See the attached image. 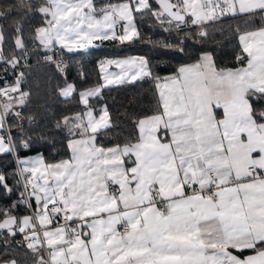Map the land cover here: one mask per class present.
Wrapping results in <instances>:
<instances>
[{
  "label": "snow or ice",
  "instance_id": "obj_1",
  "mask_svg": "<svg viewBox=\"0 0 264 264\" xmlns=\"http://www.w3.org/2000/svg\"><path fill=\"white\" fill-rule=\"evenodd\" d=\"M14 10L42 14L32 39L55 52L57 45L72 51L95 40L139 38L134 14L141 11L162 26L197 25L206 38V23L238 14L264 18V0H159L156 11L149 0L103 7L93 0H44L38 8L19 0L0 10V18ZM14 32L26 60L19 21ZM239 41L236 61L242 66L235 69L218 68L208 52L168 77L155 75L144 57L102 61V68L114 64L122 70L124 78L117 83L155 81L153 114L134 121V138L104 146L97 135L109 129V113L105 107L97 118L89 98L99 96L105 85L79 92L87 110L57 121L72 137L69 157L49 163L42 156L19 160L21 202L35 203V219L14 215L16 205L0 208L5 242L23 233L34 264H264V27L243 32ZM4 43L0 28V62L15 68L20 60L5 55ZM45 59L58 70L67 67L54 55ZM23 77L20 72L15 84L0 88L7 98L0 106V153L17 149L6 120L14 104L24 105L29 95L22 89ZM104 80L114 82L108 76ZM74 92L72 84L62 89L65 97ZM22 147L29 148V140ZM0 187L12 191L3 174ZM44 250L50 261L43 258Z\"/></svg>",
  "mask_w": 264,
  "mask_h": 264
},
{
  "label": "trees",
  "instance_id": "obj_2",
  "mask_svg": "<svg viewBox=\"0 0 264 264\" xmlns=\"http://www.w3.org/2000/svg\"><path fill=\"white\" fill-rule=\"evenodd\" d=\"M123 0H93L97 7H103ZM19 0H0V10L7 5L17 4ZM34 8H38L44 0H29ZM153 11L157 5L149 0ZM134 23L140 32L139 38L122 44L116 48H90L87 50L63 49L68 57L67 67L61 71L45 57L50 51L42 50L38 41H33L34 29L43 22L42 14L29 12L23 14L18 10L8 12L0 18V28L5 35L3 45L5 55L15 54L19 59H25L21 50L14 43V25L21 24L23 39L27 45V65L24 73L22 89L29 93L24 105L14 104L13 112L7 117L6 127L11 125V135L17 149L14 152L16 160L33 154H42L46 163L67 159L70 150L67 147L69 136L67 127H57V121L63 117H72L75 113H83L86 106L79 100V92L83 89L101 84V74L98 62L102 56L113 57L122 55H141L151 66L153 73L160 77L174 74L182 64L196 62L200 55L209 52L213 55L218 68H235L240 64L236 56L241 52L239 35L245 31L259 29L264 26V18L259 14L249 18L247 14L229 17L221 22L211 23L204 27L208 31L206 38L199 36V27L189 24L177 29L174 26L161 25L147 11L134 14ZM237 28L240 32H237ZM111 46L116 41L107 42ZM173 45L164 48L162 44ZM179 47L184 51L180 52ZM73 84L76 88L69 97H62L60 89ZM16 96V93L14 94ZM105 104L109 113L110 127L97 135V143L112 146L123 143L126 139L137 135L135 120L153 114L157 105V89L155 81L144 77L135 81L114 84L103 87L99 96L89 101L96 113ZM15 112L21 115L16 117ZM29 140L30 147L25 149L22 142ZM0 169L6 178L11 192L0 187V208L11 207L13 214L21 218L28 214V208L21 202V187L17 183V169L13 154L0 153ZM3 231V230H0ZM6 234V233H5ZM19 233L15 237L8 236L7 242L0 240V264L6 260H16L17 264H34V254L27 246L18 245ZM44 251H42L43 255ZM249 254L247 251L245 255Z\"/></svg>",
  "mask_w": 264,
  "mask_h": 264
},
{
  "label": "built area",
  "instance_id": "obj_3",
  "mask_svg": "<svg viewBox=\"0 0 264 264\" xmlns=\"http://www.w3.org/2000/svg\"><path fill=\"white\" fill-rule=\"evenodd\" d=\"M229 17H233V16H228V17H225V18H221L218 21L209 22V23H206L205 25L211 24V23H216V22H221V21H223V20H225V19H227ZM195 26L196 27H199L197 25H195ZM120 28H121V25L120 24H117L116 29H120ZM49 55H54V57L57 60H61L62 59L66 63V65L69 62L67 55L64 53L63 49L60 46H56L55 52H52L51 51L50 54H48L47 56H49ZM19 60H20V64L17 65L15 68L12 67L9 64H5L3 62H0V88L8 87V86H11V85L15 84L19 73L27 65V62H26L25 59H19ZM105 60H107V57L102 56L100 58L99 62H98V66L101 67V62L102 61H105ZM5 69H7V70L5 71ZM6 100H7L6 97L0 96V106H2V104ZM12 154H13L14 164H15L16 169H17V176H18V180H19L20 187H21V193H22V192H25L23 178H22V176H21V174H20V172L18 170L17 160L15 158L14 152H12ZM0 174H2L1 173V169H0ZM25 195H27V193H25ZM27 208H28V211H29L31 217L34 218V212H33V208H32V203H31V207H27ZM61 223H63L62 220H61ZM53 225L55 226V223H53ZM120 230L122 231V228ZM37 231L40 232V229L38 228V226H37ZM3 239L4 238L2 236H0V240H3ZM17 244L18 245L26 246V242H25L24 234L23 233H19V239L17 240ZM46 254L47 253L44 250L43 258L47 260V255Z\"/></svg>",
  "mask_w": 264,
  "mask_h": 264
},
{
  "label": "crops",
  "instance_id": "obj_4",
  "mask_svg": "<svg viewBox=\"0 0 264 264\" xmlns=\"http://www.w3.org/2000/svg\"><path fill=\"white\" fill-rule=\"evenodd\" d=\"M124 1V0H123ZM117 2H115V3H113V4H116ZM238 15H243V14H238ZM237 15V16H238ZM120 25H121V27H122V25H123V23H122V21L119 23ZM208 25V24H207ZM205 26V25H204ZM264 27V26H263ZM116 30H118V31H121V28L120 29H116ZM255 30H258V29H255ZM255 30H249V31H255ZM242 34V33H241ZM135 39V38H134ZM133 39V40H134ZM96 41V42H95ZM95 41H93V44L92 45H90L89 47H87L88 49H90V48H107V47H114V48H116V47H118V46H120V45H122V44H125V43H127V42H130V41H124L123 43H121L120 41H118V40H115L116 41V43H113L111 46H108L107 44V41H101V40H95ZM97 42H100V43H97ZM240 42V41H239ZM241 44V43H240ZM241 47H242V45H241ZM51 52V51H50ZM209 53V52H208ZM204 53H202L201 55H203ZM200 55V56H201ZM245 56H246V54H245ZM105 57H107V56H105ZM130 57H136V58H139V57H143V56H141V55H122V56H113V57H107V60H123V59H127V58H130ZM145 58V57H144ZM194 63V62H193ZM242 65H239V66H237V67H235V68H238V67H241ZM99 67V66H98ZM235 68H232V69H235ZM99 71H100V74H101V84L100 85H105V86H110V85H114V84H120V83H117V82H115V81H117V80H119V79H123L124 78V76L121 74L122 73V70L120 69V68H118V67H116L114 64L113 65H106L105 67H99ZM113 74H120V75H113ZM105 76H108V79H110V80H113L114 82L113 83H111V84H107L106 82H105V80H104V77ZM144 78V77H143ZM138 79H141V78H138ZM128 81H131V80H128ZM69 84H71V83H69ZM68 85V84H67ZM67 85H65V86H63L59 91H60V94H61V96L62 97H64V98H66L65 96H63L62 95V89H64L65 87H67ZM73 85V84H72ZM95 86H97V85H95ZM95 86H93V87H95ZM104 86V87H105ZM91 88V87H90ZM102 89H103V87L101 88V91H102ZM85 89H83V90H81V91H84ZM80 91V92H81ZM101 93V92H100ZM16 95H18V94H16ZM92 98H94V97H90L89 98V101H90V99H92ZM79 100H80V97H79ZM6 102V101H5ZM80 102H81V100H80ZM82 103V102H81ZM83 104V103H82ZM84 105V104H83ZM106 107V105L105 104H102L101 106H100V108H99V110H98V113H96L95 111L93 112V114L95 115V116H97V118L99 117V115H101L102 114V112H101V110L103 109V108H105ZM107 108V107H106ZM93 109V108H92ZM87 110V107H86V109H85V111ZM94 110V109H93ZM84 111V112H85ZM75 138H78V137H75ZM42 156V154H40V153H38V154H33V155H29V156H24V157H20L18 160H17V166H18V170L20 169V164H19V160H30V159H32V158H35V157H41ZM43 157V156H42ZM44 159V158H43ZM58 162V161H57ZM46 163V162H45ZM20 172V171H19ZM23 178V177H22ZM32 208H33V212H34V219H35V208H36V205H35V203L34 202H32ZM25 216H31L30 215V213H26V214H24L22 217H21V219L23 218V217H25ZM37 226H38V228L40 229V227H39V225H38V222H37ZM50 228H52V227H55L54 225H50L49 226ZM119 227V226H118ZM46 251V255H47V260H49L50 261V257H49V255H48V251L47 250H45ZM2 264V263H1Z\"/></svg>",
  "mask_w": 264,
  "mask_h": 264
},
{
  "label": "rangeland",
  "instance_id": "obj_5",
  "mask_svg": "<svg viewBox=\"0 0 264 264\" xmlns=\"http://www.w3.org/2000/svg\"><path fill=\"white\" fill-rule=\"evenodd\" d=\"M123 2H126V0H124V1H118L116 4H120V3H123ZM122 23L124 24L125 22L122 21ZM116 31H117V34L120 33V31H118V30H116ZM104 41L109 42V41H114V40H113V39H108V40H104ZM95 42H96V41H95ZM97 43H100V42H97ZM57 46H59V45H57ZM42 50H44V51H49L48 49L44 48L43 46H42Z\"/></svg>",
  "mask_w": 264,
  "mask_h": 264
},
{
  "label": "water",
  "instance_id": "obj_6",
  "mask_svg": "<svg viewBox=\"0 0 264 264\" xmlns=\"http://www.w3.org/2000/svg\"><path fill=\"white\" fill-rule=\"evenodd\" d=\"M152 2H154L157 7L159 8V0H151ZM88 48H85V49H80V50H87ZM67 50V49H66ZM68 51V50H67Z\"/></svg>",
  "mask_w": 264,
  "mask_h": 264
}]
</instances>
